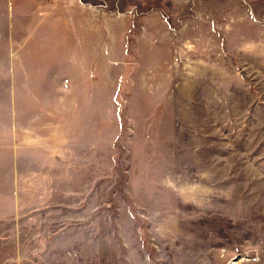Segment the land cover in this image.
<instances>
[{
    "label": "rangeland",
    "instance_id": "obj_1",
    "mask_svg": "<svg viewBox=\"0 0 264 264\" xmlns=\"http://www.w3.org/2000/svg\"><path fill=\"white\" fill-rule=\"evenodd\" d=\"M0 264H264V0H0Z\"/></svg>",
    "mask_w": 264,
    "mask_h": 264
},
{
    "label": "crops",
    "instance_id": "obj_2",
    "mask_svg": "<svg viewBox=\"0 0 264 264\" xmlns=\"http://www.w3.org/2000/svg\"><path fill=\"white\" fill-rule=\"evenodd\" d=\"M70 22H72L73 24V17L70 18ZM72 29V28H71ZM62 36V34H61ZM69 37L73 40V32H69ZM73 47L71 46H63L62 44L60 46H57L55 49H54V52L57 53V55L59 56V59L62 58V60L66 59V61L68 62L70 58V55H72L73 53V50H72ZM67 51V52H66ZM72 61V59H70V62ZM60 62H62L61 60L59 61V64H55V69L53 71L54 73V76H55V81L56 79L59 77H61V73H62V70H65V71H71L72 68L68 67L67 63L64 64L65 67L61 66ZM71 80H73V77L70 78ZM73 85H68V87H72ZM61 87H65L64 85H61Z\"/></svg>",
    "mask_w": 264,
    "mask_h": 264
}]
</instances>
